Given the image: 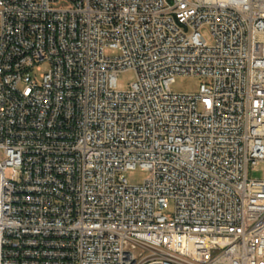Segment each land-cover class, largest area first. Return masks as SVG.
<instances>
[{
	"label": "built area",
	"instance_id": "obj_1",
	"mask_svg": "<svg viewBox=\"0 0 264 264\" xmlns=\"http://www.w3.org/2000/svg\"><path fill=\"white\" fill-rule=\"evenodd\" d=\"M262 162L264 0H0V264H264Z\"/></svg>",
	"mask_w": 264,
	"mask_h": 264
},
{
	"label": "rangeland",
	"instance_id": "obj_2",
	"mask_svg": "<svg viewBox=\"0 0 264 264\" xmlns=\"http://www.w3.org/2000/svg\"><path fill=\"white\" fill-rule=\"evenodd\" d=\"M108 54H116L115 50H107ZM136 80V75L133 71H126L118 77V87L125 89L129 87V84ZM203 80L199 77L194 76H178L172 84L171 89L175 92H198ZM152 172L136 168L126 172L128 181L132 184L142 183L145 179L151 177ZM251 176L253 178H264V162L255 166L251 170Z\"/></svg>",
	"mask_w": 264,
	"mask_h": 264
}]
</instances>
